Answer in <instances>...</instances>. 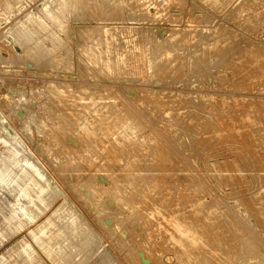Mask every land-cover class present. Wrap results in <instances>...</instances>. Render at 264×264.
Segmentation results:
<instances>
[{
    "label": "rangeland",
    "instance_id": "obj_1",
    "mask_svg": "<svg viewBox=\"0 0 264 264\" xmlns=\"http://www.w3.org/2000/svg\"><path fill=\"white\" fill-rule=\"evenodd\" d=\"M49 1L45 0V2H47V3ZM126 1L123 0V3H125V4L124 5L122 4V6H123V8H127V7L128 8L125 9L126 11L122 14V16H121L122 19L120 18L121 20L118 19L119 20L118 21L117 19L113 18L114 21H118V22L113 23V20L111 21L112 17H109L111 19H107V20L101 19V21L100 20L97 21V18H98L97 15L94 16L95 14H93L91 12V10H88V9L87 10L84 9V11H83V13L85 12L84 14L82 13V11H81V13L79 12L80 15L81 14H83V15L80 16L81 17L80 19H77V21L75 20L73 22L74 27L76 28V30L78 32L82 31L84 29H88V30L91 29L92 31L94 30L93 33H94L96 39L93 40L94 35H91V37L89 38V41H92V42H89V44H92L93 42H95V40L96 41L100 40V39L105 40L106 38H109L110 40L112 39L111 40L112 42H110V43H112V45L114 47L116 46L115 48L118 49V52L120 53V57L122 58V56H123V58H122L123 61L127 62V64H126V62L124 63V72H127V74H128V75L126 74L127 75L126 78L122 77L119 79L118 77L112 76V80L102 79V80L97 81V82H92V80L89 81V80H85V79L80 77L83 74L82 69H80V68H82L81 58H79V61H78L80 63V68H79L80 70H78V68H75V65H74L72 67V71L69 70L70 71L69 72L68 70H65L67 73L65 72V76H63V77L61 74H59L60 76L59 75L57 76V74L52 72V71L48 72L47 69H45V71H42L40 69L36 70V69H30L29 68V70H27L28 69L27 63L31 62V61H29L30 56L23 54L21 52V48L17 44H16V46H15V43L11 44V42H13V41H11V39L10 40L8 39L9 35L7 34L6 30H7V28L10 27V26L8 27V24L9 23L12 24V19L14 21L19 15H21L20 12L22 13V15H24L28 11L29 12L36 11L37 9H39L40 5L42 3H44V0H36V1L35 0H33V1L22 0L20 2L22 5L21 10L16 12V14H14L15 18L13 15L10 17V19H7L5 21L3 20V22L0 23V28L2 29V30L0 29V36H1L0 37L1 38L0 39V56H1L0 57V75H1L0 76V116L4 117L5 121L9 125H11L12 127L18 128L22 124V122H20V120L23 119V113H25L26 111L28 112L29 109L30 110L35 109L34 110L35 114L39 113V108L43 107L44 105L49 103V97H50L51 93H49L47 88L44 86L43 82L46 83L47 79L48 80L49 79H57L58 77L61 78V79L58 78L61 81H63L64 79L67 78V80L71 81L72 84H74L72 87H74V86L75 87L74 88L70 87V88L66 89L68 94H66V96L64 97L65 98L64 102L66 104L68 103L67 106H70L72 109H75L78 112L79 110L82 111V107L77 105V104L84 103V102L88 101V103L91 104L90 107H88L87 110H85V108H84V112L83 111L81 112L83 115L85 113H87L86 117H90V115H92L94 113L92 111L93 109L94 110H101V112L102 111L104 112L106 109L107 110L110 109L109 107L114 103L118 104V105H125L124 107H127L128 112L133 114V115L130 114L128 116V119H130V121L132 122V126H134V128L137 129V130L133 129V132H134L133 136L134 137L131 138L130 142L126 138H121L123 141L121 140L119 142H122L124 144H122V145L120 144L117 147H121L122 150L133 149L134 147L137 148L135 151H137V152L139 151L138 154L140 153V157H141L140 159H142V161L145 162V163H143L145 168L153 167L158 171L157 172L155 170L156 173H153L156 175L155 176L156 177L155 183L157 186L155 185L153 191L151 190V192H149V194L147 195L149 198L147 196L143 197L142 195H140L136 198V195H135L136 191L134 189H132L130 186H127V183H123L124 185L125 184L126 185H125V187H124V185L122 186V190H124V191L130 190L129 192L126 191L130 195L134 192L135 194L133 193L132 196H133V198L136 199V202L132 204V208H125V210H123L124 207L117 206V204L110 198H109L110 199L109 201H108V199L106 201H108V202L111 201L110 202L111 204L110 203L106 204V202L105 203L99 202L100 204H96L94 202L92 204V203H90L91 202L90 199H88L89 197H87V191L84 187L77 186L78 189H76V187L74 186L75 183L73 181H71L70 179H66L65 177L59 178V174L57 172H55V174H54V172H53L54 169L51 166L48 165L49 166L48 167V166H43V165L38 164L36 161H34V160H36L35 155L34 156L32 155V157H31V154L25 151V152H23L25 154L22 153V156H28L29 155L28 158L31 157V160H33L37 165H39L42 170L44 169L43 170L44 171V177L46 178V180L44 178L43 183L44 184L46 183L49 186V188H50L49 190H51L53 188V191H55V192L57 191L58 195L56 194L57 195L56 200L53 199L54 203L51 202V203H53L52 206H50L51 203H49L50 205L48 204V207H46V206H44V204H41L42 205L41 206L40 203H38V202H37V204L31 203L29 198H28L29 200L27 198H25V200L23 198H21V199L17 198L16 199V195L14 193L6 192L4 189L0 191V221L1 222L3 221V217L5 215H9L10 213H12V208H13V206H15V202L18 200H19L18 202H22V203L24 202L23 205L25 204L24 206L28 210L31 209L30 211L34 210L33 212H37L38 209L36 208V206H38V208L40 207L39 209H41V210L43 209V207L45 209L41 212L40 211L37 212L38 215L40 216V218H38L39 217L38 216L33 221H30V220H28V222L26 221L25 223L27 226L24 225V227L18 231L19 233L16 232L17 234L16 233L14 234L15 236H13V235H12V237H11V235L7 236L8 241H7V237L0 238V240L2 239L1 240L2 242H0V256L2 254H5V257L7 258L6 264L7 263L8 264H16V263L22 264L23 260H21L22 259L21 256L14 255V254L9 256V254L7 253V250L12 245L16 244L17 241L24 239V240L29 242L31 248L34 249V253H36L38 256L39 255L43 256V257L39 256V258H40L39 259L38 256L35 254V256H37V258L40 261H42L41 264H46V263L47 264H51V263L54 264L55 262H53L52 259H50L43 252V250L41 248H39L40 246L34 240L32 243V240H30V239H32V237L29 234V231L31 230V227L33 225L35 227V225L37 224L36 223L37 221L41 222V221H43V219H46L49 216L52 217V219L54 218L53 219L54 221H55V219H58L57 217H59V219H58L59 222H60V219L61 220L63 219L66 222L67 219H65V217H68L67 215L70 214V215L74 216V218H76V220L78 218L77 221H79L82 225L84 224V227H87V229L89 230L88 233L90 234V236H89L88 240H84L82 237H74L73 236L68 241L64 242L63 245H61V247L58 249L62 263L58 259L59 261L57 260L58 262H56L55 264H58V263L59 264H102V263L104 264V262H103L104 260L106 261L105 264L106 263L107 264H178L177 259L175 258V255H174L175 249H172L174 247L170 246V244H169L170 242L166 243L167 233L165 230L166 229L165 228L166 223L164 221V219H165L164 215H167L170 212H177L179 214H187L186 212L188 210H190V208H191L190 202L189 203H188V201H179L178 202V200H180V199L176 200V198H180V195H184L187 192L188 186L185 185L186 183L196 182L199 184L202 183L200 185V190H199V192H197V194H194L193 197L191 196L189 198V200H191V198L192 199L201 198L205 202V205H206V208L204 209L206 214H209L212 217H216L217 222L225 223L226 226L229 225L228 227L232 230L233 236L231 234H229V235H231V237L233 239L237 240L238 239L237 237L241 236L240 237L241 239L242 238L248 239V244L250 245V247H248V253H246V254L244 251L239 252V253H237V252L235 253V251L232 252L233 249L221 251L220 249H216V248L213 249L214 246H211L205 252L202 251V256L208 260V261L207 260H205V261L209 262L210 264H224V263L225 264H229V263L234 264V263H238V262L241 263L240 261H243L242 259H247L246 256H250V257H248V258H250V260L248 259V261H247V262H249V264H252V263L264 264V251H263L264 250V244H263L264 243V224H263L264 223V218H263L264 217V187H263L264 186V116L262 115V112L264 111V77L263 78L258 77V74L255 71L258 63L263 62L262 64L264 65V28H263L264 27L263 26L264 25V19H263L264 18V9H263L264 0H240L241 1V2L239 1L240 3H238L237 0H233L232 3L227 4L229 1L228 0L220 10L216 11V13H217L216 15H215L214 11L213 12L209 11L207 8L202 9L203 11L200 9H196V5H195V2L193 0H180V2L181 1L182 2L179 4V6H175L178 9L177 8L175 10L170 9L171 5L169 4L170 6L167 5V6H169L168 7L169 13L167 15L164 13V14H162V16L160 15L161 17L160 16L149 17L150 21L149 20L144 21V18H142V13L139 11H138L139 14L137 12L134 14L135 10L137 11L138 8L134 7L135 5H134L133 0H126ZM128 1H130V2H128ZM131 1L133 3H131ZM146 1H148L149 4L152 1L155 2V0H145L143 2H145L146 5H149L148 2H146ZM156 1H160V0H156ZM103 2H105V0H103ZM113 2H115V1L114 0H109V1L107 0V2H105V3L107 4V3H113ZM22 3H24V4H22ZM190 4H191V6H190ZM241 4H243V5H241ZM125 5H127V6H125ZM244 5H247V6L244 7ZM171 7H173V6H171ZM131 8H134V9L131 10ZM191 8H192V11L190 12ZM257 8H259V9L257 10ZM26 9H28V10L26 11ZM188 9H189V11H188ZM236 9L240 10V12L242 13L243 16H241V17L244 18L248 15V17L252 18L251 20H253V19L256 20V16H253L254 12L261 11V13L258 15V19L256 20V21H258L259 16L261 15L260 22H258L261 25L260 29L257 28L258 30L255 29V31H252L250 28H248L246 21H244L243 19L242 20L240 18H239L240 20H238V18L232 19L231 13H233V11H235ZM23 11H25V12H23ZM130 11H132V12L130 13ZM228 11H229V13H228ZM126 12H128L129 14ZM125 13L127 15H125ZM170 13H171V16H169ZM176 13L179 15H177ZM189 13H190V15H189ZM198 14H200V15H198ZM229 14L231 16H229ZM165 15L167 18L164 17ZM172 15L174 16V18H170V17H173ZM194 15H196V18ZM127 16H130V17L128 19H125ZM87 17H91V18H87ZM92 17L93 18L95 17V18L93 19ZM162 17H164V18H162ZM197 17H199V18L197 19ZM208 17H209V19H211V21L214 20L220 26V27L219 26L218 27L222 30V33H216V32L214 33V30H213L214 27H212V29H210L211 27L206 28V26H205L207 24L206 21H209ZM151 18H153L154 20L152 21ZM90 19H91V21H90ZM129 19H130V21L127 22ZM165 19H168V20L173 19V20H171V22H170L168 20L166 21ZM201 19L202 20L204 19L203 22L201 21ZM225 19H228V20L225 21ZM261 19H262V21H261ZM92 20L96 21V22H93ZM85 21H87V22H85ZM131 21L134 23H132ZM227 21H229V22H227ZM75 22H78V23L75 24ZM102 22H103V24H102ZM105 22H107V23H105ZM139 22H142V23H139ZM162 22H164V24H161ZM178 22L179 23L181 22L180 25H178ZM191 22L194 24H192ZM136 23H138V24H136ZM167 23H169V24H167ZM176 23H177V25H176ZM199 23H201V24H199ZM202 23L204 25H202ZM6 24H7V26H5ZM11 24H9V25H11ZM222 24H224V25H222ZM101 25L102 26L104 25V26L102 27ZM113 25H115V26H113ZM131 26H132V28H131ZM127 27H129V28H127ZM67 28L69 30L68 33L70 34V35L68 34V40L71 41L72 40L71 39L72 34H71L70 25H67ZM102 28L105 30V32L107 34L103 30H101ZM112 28H113V30H112ZM174 28H176V29L174 30ZM193 28H194V30H193ZM147 29L151 34L153 33L155 35V37H154V35L152 34L153 38L157 39V40L155 39L156 42L154 41V39L152 37H149V36H151V34L147 31ZM197 29L199 31H201V33L199 32L200 34L197 33L198 32ZM114 30H117V31H114ZM133 30L134 31L138 30V33L139 32L140 33L136 34ZM143 30H146L148 33L146 34V31H143ZM96 31H97V34H96ZM175 31L178 32V34ZM98 32L102 36L98 35ZM184 32L186 33V35L184 34ZM104 33H105V35H108L110 37L105 36ZM110 33H111V35H110ZM131 33H133V34H131ZM188 33H190V35ZM1 34H4V35H1ZM141 34H142V36H140ZM202 34H203V39H202ZM204 34H206L205 38H204V36H205ZM117 35L120 37V39L117 37ZM145 35H147V36L149 35V36L147 37ZM181 35H182V37H181ZM195 35H196V37H195ZM98 36H100V38ZM126 36L127 37L129 36L128 37L129 39ZM135 36L138 38V40L140 39L139 41H136L137 44L135 42V40L137 39ZM143 36L146 37L145 39H147V41L144 40ZM168 36H170V37H168ZM197 36H199V37H197ZM115 37H116V39H115ZM164 37H165V39H164ZM166 37H168V38H166ZM214 37L217 38V40H218V46L210 54L211 59H210L209 63L207 61L203 62L202 64L199 65V67H201L202 69L198 68L199 71L195 70V72H192V69L190 68V64L192 62L191 61L192 55H190V54H192V52L194 50H196L197 53H199L198 51H200V52L203 51V49L205 50L207 43ZM245 37H247L248 39H246ZM117 38L121 42L117 41L118 40ZM133 38H135V39H133ZM161 38L164 39L165 42L162 41ZM176 38L181 40L183 43ZM132 39L136 45L134 44ZM141 40H143V41H141ZM203 40L206 42V44ZM81 41L79 39V44L80 43H82V44H80V47H77L78 54H79L80 49L83 47V45H86V44L89 45L87 41L84 42L85 40L83 41L82 39H81ZM144 41L147 42V44ZM152 41H154L156 44L153 43ZM161 41H162V43H161L162 48H160L161 47L160 46ZM3 42L6 45H4ZM117 42L120 43V46ZM122 42H124L123 43L124 46L126 45L125 47L122 46ZM170 42L173 44H171ZM176 42H178V43H176ZM197 43H198V46H197ZM199 43H201L202 45ZM133 44L135 47L133 46ZM165 44H167L168 47L172 51L169 48H168L169 49L168 50L167 45H165ZM249 44H251V45H249ZM129 45H130V47H128ZM238 45H240V46L246 45V47H248V48L253 47V49H259L261 54L258 57V63L256 62L255 59H252L249 57H244L240 53H238V48H237ZM5 46H7V47H5ZM164 46L166 47V50L164 49ZM126 47H128V48H126ZM148 47H150V48L148 49ZM151 47H154V48L152 49ZM129 48L130 49L132 48V49L130 50ZM155 48L157 49V52H155L156 51ZM197 48H198V50H197ZM199 49H201V50H199ZM120 50H121V52H120ZM124 50L126 52H124ZM128 50H129V52H128ZM141 50H142V52H144L145 50H146L145 52H149L150 57H154L157 53L158 56H155L154 58L158 57L160 60L159 63L161 65V68L165 67V69H162V73L153 74L154 76L153 75L146 76V77H143V79H142V76H140L137 73V71L135 70L134 65H133V63H134L133 55L135 56ZM3 51H5V52H3ZM130 51H133V52H130ZM160 52H161V54H159ZM9 53L10 54L13 53V54L10 55ZM134 53H136V54H134ZM76 54H77V52H76ZM13 55H15V56H13ZM16 55L17 56L21 55V56L18 57L19 58L18 59ZM162 55H164V56H162ZM21 57H23L22 60H20ZM26 57H27V60H26ZM3 58L7 59L8 63L3 62L2 61ZM127 58H128V61H127ZM161 58L164 61H162ZM223 61H226V62H223ZM170 62H171V64H170ZM24 63H26V64H24ZM162 64H164L165 66ZM176 64L178 66H176ZM9 65H10V67L4 69V67H7ZM13 65H15V67H11ZM19 65H21V66H19ZM125 65L127 68L125 67ZM170 65L172 68L170 67ZM185 65L187 67L183 68ZM202 65L204 66V68ZM166 66H168V68ZM23 67L25 68V70ZM174 67L176 70L174 69ZM178 67H180V68H178ZM47 68L51 69L53 67H47ZM188 68H189V70H188ZM16 70L18 72H15ZM8 71L10 73H8ZM11 71H12V73H11ZM30 71H31V73H30ZM262 72L264 73V68H263ZM33 73L35 75H33ZM52 74L55 76H53ZM73 74H74V76H73ZM77 74H78V76H77ZM6 75L8 77L10 76L11 79H10V77L8 79V77H6ZM167 75H169V77ZM2 76H3V79H2ZM135 76H137V77H135ZM16 77H18V78H16ZM31 77H34V78H31ZM40 77L41 78L43 77V78L41 79ZM54 77H56V78H54ZM155 77L157 78L156 80L154 79ZM12 78H13V81H12ZM73 78H74V80H73ZM41 80H43V81H41ZM77 81H80V82L86 81V82H84L85 84L83 83L84 84L83 86H85L87 88L86 91L83 90V88H85V87L81 88L80 84H78ZM86 83H87V85H86ZM88 83H89V85H88ZM41 84H43V86ZM96 84H101V85H96ZM71 89L73 92L71 91ZM41 90H43V91H41ZM89 91L92 93H90ZM78 92L82 93V95L84 97H86L87 99L83 100V101H79V100L76 101L75 100L76 95H80ZM21 93L23 94L24 97L22 96ZM40 93H42V94H40ZM5 94H8L7 96H9V97L6 96L7 98H3V96ZM102 95L105 97H103ZM44 96H46V97H44ZM19 97H21V98L19 99ZM90 97L94 98L93 102L88 100V98H90ZM102 98H104V100ZM11 99H12V101H11ZM39 99H41V100L39 101ZM105 99H107V100H105ZM108 99H109V101H108ZM75 101H76V103H75ZM104 102H105V104H104ZM108 102H111V103H109V107H108ZM98 103L100 106L98 105ZM95 106H96V108H95ZM24 107H25V109H24ZM88 109L90 110V112ZM24 110H25V112H22ZM107 110L105 112H107ZM35 114H33V115H35ZM36 115H38V114H36ZM134 115L137 118H135ZM29 116H30V114H29ZM241 116H242V118H241ZM138 118H139V120H138ZM89 123H90L89 125L92 128H94V129L97 128V125L94 123V121H90ZM245 123H247V125ZM32 124L33 123L30 124L31 130H32L31 131V139L33 138L32 142L28 141L22 135L24 142L33 149L42 148V146H41L42 143L47 145V143H46L47 139L44 137V136H46V133L43 132V135H41L40 139H43V140H41L42 142L39 141L38 139H37L38 140L37 141L36 140V138H37L36 136H38L37 129ZM244 124H245V126H244ZM204 126H205V128H204ZM149 127H151V128H149ZM138 129H140V130H138ZM229 129L231 130V132ZM184 130H186V131H184ZM0 131L2 133L4 132L1 128V126H0ZM45 131L47 132L48 130H45ZM135 131H136V133H135ZM34 132H35V134H34ZM7 135L8 134H6V138H8V140H10L11 138L7 137ZM137 135L140 137H137ZM141 137H142V139L140 141ZM212 138L214 141L212 140ZM136 139H138V141ZM144 140H145V142H144ZM162 140H164V141H162ZM43 141H45V142H43ZM65 141L66 140H64V142ZM147 141L151 142V145H149V142H147ZM37 142L40 143L39 147H36ZM112 142L113 141H111V143ZM135 142L137 144H135ZM140 142H142L141 145H140ZM165 142H166V144H165ZM46 145H44V146H46ZM51 146L52 145H50V147ZM136 146H139V147H136ZM149 146H151V147H149ZM162 146H164V147H162ZM54 147L55 146L53 145L51 147L52 151L50 152V150H49L50 154L45 155L44 158L46 160L56 161V162H61L64 160L67 161L66 158H69L70 155L67 154L65 151H63L62 148L60 149V147L56 146L57 148L55 147L56 149H54ZM156 149H160V150L164 151L165 154L168 155L169 162H167L165 166H160L159 163L162 160H160V161L158 160V158H160V157H159V154L155 153ZM144 150L146 153L144 152ZM162 151H159V152L162 154ZM142 152H143V154H142ZM149 152H151V153H149ZM196 152H197V154H196ZM167 155H166V157H167ZM125 157H126V160L123 158L124 162L130 160L129 156H125ZM155 158H157V159H155ZM78 159L79 158H77L76 165H77L79 171L82 173L81 177L91 176L95 181H98L100 184H102L101 186L107 185L108 182L103 177H101L100 175L95 173L94 170L97 168V165H94L90 170H84V166L82 164V161L80 159L79 160ZM156 162H158V163H156ZM237 162H238V164H237ZM98 163L99 162H97L96 164H98ZM250 163H251L252 167L250 166ZM179 168H180V170H179ZM116 169L121 170V166L117 167ZM162 170H164V171H162ZM117 171H115V172H117ZM177 171L178 172L181 171L180 172L181 174L178 173ZM220 171L222 173H220ZM120 174H121V172H120ZM186 174H187V176H186ZM162 177H164V178H162ZM225 179H226V181H225ZM222 182H223V184H222ZM84 191L86 192V194ZM83 192H84V194H83ZM249 192H251V193H249ZM12 196H13V198H12ZM1 197H3V198H1ZM232 197H233V200L235 202L232 200ZM63 198H65V199H63ZM3 199H5L6 201ZM140 199H141V202H140ZM216 199L218 200V203H217ZM63 201L66 202L67 204H64ZM160 201H162V202H160ZM5 202H7V203H5ZM138 202H140V203H138ZM243 202L245 205L243 204ZM112 203H114V204H112ZM242 204H243V206H242ZM7 205H8V207H7ZM11 205H12V207H11ZM34 205H36V206H34ZM9 206H10V208H9ZM28 206H31V207L28 208ZM67 206H68V208H67ZM235 206H236V208H235ZM34 207L36 209H33ZM245 207H246V209H245ZM57 208L58 209L60 208V209L58 210ZM155 208H161V209H159V213H155L156 215L154 214L155 215L154 216L151 213L154 211ZM46 209H47V211H46ZM56 209L58 212L56 211ZM128 209H130V210H128ZM235 209L236 210L238 209V212ZM65 210L67 212H65ZM42 212H44V214ZM48 212H49V214H48ZM64 213H67V214H64ZM161 213H162V215H161ZM248 213H250V214H248ZM53 214H55L54 215L55 217L53 216ZM62 215H66V216L62 217ZM246 215L248 218L246 217ZM104 217L107 220L110 218V220L105 221ZM37 219H39V220H37ZM226 220H228V221H226ZM104 221H105V223H104ZM59 222H57V224ZM29 223H31V224L33 223L32 226ZM247 223L250 225H248ZM59 224L61 225V222ZM28 225H29V227H28ZM246 225L248 226V228ZM2 227L4 229V225L1 226V228ZM34 227H32V229H34ZM253 227H254V229H253ZM262 227H263V229H262ZM27 228H28V230H26ZM107 228H109V229L111 228L110 229L111 231ZM250 230H252L253 232ZM26 232H28V233L26 234ZM110 232H112V233H110ZM247 236H248V238H247ZM15 238H17V239H15ZM3 241L5 243L1 244V243H3ZM260 241H263V242L260 243ZM35 243L37 245H35ZM251 244L253 246H251ZM251 248L253 251L251 250ZM40 249H41V251H40ZM138 250H139V252H138ZM212 250H214V251H212ZM217 250H219V251L215 253V251H217ZM39 251H40V253H39ZM134 251L136 252L135 253L136 255L138 254L137 256L134 254ZM41 252L43 253L42 255H41ZM258 252H260V254ZM206 253H209V254H206ZM234 254H235V256H234ZM44 255L47 256L49 259L47 257H45ZM133 256H136L137 259L134 260ZM237 256L240 257L239 260L237 258L238 262L235 260ZM18 257H20V258H18ZM231 257H233V258H231ZM241 257H243V258H241ZM257 257H259L260 260H258ZM210 258H211V260H210ZM221 258H222V260H220ZM45 259H48V262H45L46 261ZM153 259H155V260H153ZM232 259H234V260H232ZM252 259H254V260H252ZM39 260H38V262H40ZM24 262L25 263H23V264H26V263L32 264L28 261H24ZM242 264H245V263H242Z\"/></svg>",
    "mask_w": 264,
    "mask_h": 264
},
{
    "label": "bare ground",
    "instance_id": "obj_2",
    "mask_svg": "<svg viewBox=\"0 0 264 264\" xmlns=\"http://www.w3.org/2000/svg\"><path fill=\"white\" fill-rule=\"evenodd\" d=\"M22 0H0V23L3 22V20H7L10 19L11 16H13L14 14H16V12L21 10V2ZM33 1V0H31ZM36 1V0H35ZM49 1V0H48ZM109 1V0H108ZM115 2L113 3H105L107 2V0H105V2H103V0H50L48 3L45 2L42 3L39 7V9H37L36 11H31V12H26L24 15H22V13L20 12L21 15H19L14 21L12 19V24L9 25L6 32L9 35L8 39L15 43L21 48V52L27 56H30V60L31 62L27 63L28 69H40L42 71H45V69H47V71H52L54 73L57 74V76L59 74L63 76H65V70H71L72 71V67L75 65V68H78V70L82 69L83 74L80 76L81 78L85 79V80H89L92 82H97L100 81L102 79H106V80H112V76L114 77H118L120 78H126L127 77V72H124V63L126 61H123V56L122 58L120 57V53L118 52V49L115 48L112 42L109 38H106L105 40H95V42H93L92 44H89V38L91 37V35H94L93 31L91 29H84L81 30L82 31H77L76 28L74 27V21L77 19H80L81 15H83V11L85 10H91V12L93 14H95L94 16L97 15V21L101 19H111L109 17H112L111 21L113 20V18L115 19H120L122 14L126 11L125 9L127 8H123L122 4L124 5L125 3H123V0H114ZM126 1V0H125ZM145 0H133L134 2V7L138 8L137 11L135 10L134 14L138 11L142 13V18H144V21H148L149 17H157V16H162V14H168V7L171 5L173 7L170 6V9L175 10L177 7L175 6H179V4L182 2H180V0H160V1H156L155 2H151L149 5H146L145 2H143ZM195 2L196 5V9H208L209 11H214L215 15L217 14L216 11L220 10L225 3L228 0H193ZM240 0H237L238 3ZM39 2V1H38ZM127 2V1H126ZM130 2V1H128ZM131 1V3H133ZM233 0H229L227 4L232 3ZM247 2V1H246ZM251 2V1H250ZM33 3V2H32ZM121 3V4H120ZM130 3V4H131ZM252 3V2H251ZM254 3V2H253ZM259 3V2H258ZM24 4V3H22ZM34 4V3H33ZM128 4V3H127ZM129 4V5H130ZM170 4V5H169ZM260 4V3H259ZM169 5V6H167ZM239 5V4H238ZM243 5V4H241ZM263 5V4H262ZM36 6V5H35ZM34 6V7H35ZM127 6V5H125ZM187 6V5H186ZM191 6V4H190ZM193 6V5H192ZM234 6V5H233ZM247 5H244V7ZM256 6V5H255ZM254 6V7H255ZM31 7V6H30ZM259 7V6H258ZM27 8V7H26ZM135 8V9H136ZM190 8V7H189ZM228 8V7H227ZM232 8V7H231ZM242 8V7H241ZM30 9V8H29ZM35 9V8H34ZM134 8H131V10ZM178 9V8H177ZM259 8H257L258 10ZM263 9H264V5H263ZM24 10V9H23ZM28 9H26L27 11ZM181 10V9H180ZM255 10V9H254ZM262 10V9H261ZM81 14L80 15V13ZM128 11V10H127ZM189 11V9H188ZM192 11V8L190 10V12ZM194 11V10H193ZM196 11V10H195ZM203 11V10H202ZM230 11V10H229ZM228 11V13H229ZM25 12V11H23ZM80 12V13H79ZM129 12V11H128ZM126 12V13H128ZM132 11H130L131 13ZM167 12V13H166ZM78 13V14H77ZM125 13V15H127ZM173 13V12H172ZM194 13V12H193ZM196 13V12H195ZM231 13V12H230ZM261 13V11H256L253 13V16H256V20L258 19V15ZM90 14V13H89ZM129 14V13H128ZM133 14V13H132ZM139 14V13H138ZM174 14V13H173ZM177 14V13H176ZM175 14V15H176ZM87 15V14H86ZM91 15V14H90ZM137 15V14H136ZM166 15L164 16L165 18ZM179 15V14H177ZM176 15V16H177ZM190 15V13H189ZM188 15V16H189ZM200 15V14H198ZM209 15V14H208ZM226 15V14H225ZM232 15V19H236L238 18V20H244L247 23L248 28H250L252 31H255V29L261 27V25L258 23L260 22V17L259 16V20H251V17H248V15L246 17H241L243 16L242 13L240 12V10L236 9L235 11H233V13H231ZM229 14V16H231ZM92 16V15H91ZM160 16V17H161ZM169 16H171V13L169 14ZM173 16V15H172ZM175 16V17H176ZM196 18V15H194ZM204 16V15H203ZM202 16V17H203ZM210 16V15H209ZM252 16V17H253ZM130 16H127L125 19H128ZM133 17V16H132ZM162 17V18H164ZM182 17V16H181ZM228 17V16H227ZM13 18V17H12ZM15 18V15H14ZM87 18H91V17H87ZM93 18V17H92ZM95 18V17H94ZM93 18V19H94ZM170 18H174L170 17ZM183 18V17H182ZM181 18V19H182ZM194 18V19H195ZM199 17H197L198 19ZM205 18V17H204ZM207 18V17H206ZM240 18V19H239ZM122 19V18H121ZM120 19V20H121ZM140 19V18H139ZM152 21L154 20L153 18H151ZM190 19V18H189ZM196 19V20H197ZM209 19V17H208ZM213 19V18H212ZM264 19V18H263ZM133 20V19H132ZM159 20V19H158ZM162 20V19H161ZM160 20V21H161ZM166 21L168 19H165ZM164 20V21H165ZM173 20V19H171ZM171 20L169 19L168 21L171 22ZM175 20V19H174ZM204 20V19H203ZM203 20L201 19V21L203 22ZM206 20V19H205ZM228 19H225V21ZM91 21V19H90ZM93 21V20H92ZM110 21V20H109ZM119 21V20H118ZM118 21H114L118 22ZM127 21V20H126ZM130 19L127 21L129 22ZM136 21V20H135ZM150 21V20H149ZM156 21V20H155ZM165 21V22H166ZM181 21V20H180ZM192 21V20H191ZM194 21V20H193ZM256 21V22H255ZM262 21V19H261ZM10 22V21H9ZM80 22V21H79ZM87 22V21H85ZM96 22V21H93ZM132 22V21H131ZM177 22V21H176ZM189 22V21H188ZM195 22V21H194ZM223 22V21H222ZM229 22V21H227ZM7 23V22H6ZM78 22H75V24H77ZM81 23V22H80ZM107 23V22H105ZM112 23V22H111ZM112 23V24H113ZM120 23V22H119ZM125 23V22H124ZM134 23V22H132ZM142 23V22H139ZM144 23V22H143ZM160 23V22H159ZM181 23V22H180ZM180 23L178 22V25H180ZM190 23V22H189ZM192 23V22H191ZM206 28L211 27L210 29H212V27H214V33H222V30L219 28L220 26L211 19H209V21H206ZM103 24V22H102ZM138 24V23H136ZM161 24H164V22H162ZM169 24V23H167ZM188 24V23H187ZM194 24V23H192ZM201 24V23H199ZM225 24V23H224ZM222 24V25H224ZM67 25H70L71 27V41L68 40V28ZM99 25V24H98ZM105 25V24H104ZM103 25V26H104ZM177 25V23H176ZM202 25H204L202 23ZM7 26V24L5 25ZM89 26V25H88ZM87 26V27H88ZM102 26V25H101ZM102 26V27H103ZM115 26V25H113ZM128 26V25H127ZM175 26V25H174ZM189 26V25H188ZM194 26V25H193ZM204 26V27H205ZM219 26V27H218ZM264 26V25H263ZM2 27V26H1ZM4 27V26H3ZM90 27V26H89ZM121 27V26H120ZM123 27V26H122ZM125 27V26H124ZM136 27V26H135ZM134 27V28H135ZM203 27V28H204ZM222 27V26H221ZM129 28V27H127ZM132 28V26H131ZM139 28V27H138ZM137 28V29H138ZM145 28V27H144ZM177 28V27H176ZM174 28V30L176 29ZM264 28V27H263ZM262 28V29H263ZM1 29V28H0ZM94 29V28H93ZM96 29V28H95ZM115 29V28H114ZM123 29V28H122ZM199 29V28H198ZM197 29V30H198ZM201 29V28H200ZM2 30V29H1ZM97 30V29H96ZM99 30V29H98ZM101 30H103L105 32V30L102 28ZM100 30V31H101ZM108 30V29H107ZM111 30V29H110ZM109 30V31H110ZM113 30V28H112ZM127 30V29H126ZM132 30V29H131ZM140 30V29H139ZM188 30V29H187ZM194 30V28H193ZM258 30V29H257ZM102 31V32H103ZM117 31V30H114ZM113 31V32H114ZM120 31V30H119ZM123 31V30H122ZM130 31V30H129ZM134 31V30H133ZM141 31V30H140ZM146 31V30H143ZM148 31V29H147ZM146 31V34L149 32ZM185 31V30H184ZM192 31V30H191ZM203 31V30H202ZM206 31V30H205ZM204 31V32H205ZM208 31V30H207ZM211 31V30H210ZM111 32V31H110ZM112 32V33H113ZM121 32V31H120ZM126 32V31H125ZM128 32V31H127ZM136 34L138 33V30L134 31ZM176 32V31H175ZM190 32V31H189ZM196 32V31H195ZM201 33V31L198 30L197 33ZM209 32V31H208ZM213 32V31H212ZM3 33V32H2ZM106 33V32H105ZM104 33V35H105ZM116 33V32H115ZM123 33V32H122ZM129 33V32H128ZM140 33V32H139ZM138 33V34H139ZM143 33V32H142ZM150 33V32H149ZM178 34V32H176ZM199 33V34H200ZM203 33V32H202ZM210 33V32H209ZM252 33V32H251ZM97 34V31H96ZM107 34V33H106ZM114 34V33H113ZM112 34V35H113ZM117 34V33H116ZM127 34V33H126ZM130 34V33H129ZM133 34V33H131ZM151 34V33H150ZM153 34V33H152ZM151 34V36L153 38V35ZM184 34L186 35V33L184 32ZM190 35V33H188ZM187 34V35H188ZM198 34V35H199ZM254 34V33H253ZM252 34V35H253ZM4 35V34H1ZM70 35V34H69ZM78 35V36H77ZM98 35L99 34L98 32ZM111 35V33H110ZM180 35V34H179ZM197 35V34H196ZM195 35V37H196ZM204 38L206 37V34H204ZM102 36V35H101ZM108 36V35H105ZM125 36V35H124ZM137 36V35H136ZM135 36V37H136ZM139 36V35H138ZM142 36V34L140 35ZM147 36V35H145ZM147 36V37H148ZM160 36V35H159ZM193 36V35H192ZM1 37V36H0ZM82 37V38H81ZM93 40L96 39L95 35L93 36ZM100 38V36H98ZM104 37V36H103ZM110 37V36H108ZM114 37V36H113ZM117 37L120 39V37L117 35ZM127 37V36H126ZM129 37V36H128ZM127 37V38H128ZM132 37V36H131ZM144 37V36H143ZM155 37V35H154ZM170 37V36H168ZM166 37V38H168ZM172 37V36H171ZM182 37V35H181ZM190 37V36H189ZM199 37V36H197ZM98 38V39H99ZM117 38V39H118ZM137 38V37H136ZM146 37H144V40L147 41V39H145ZM160 38V37H159ZM246 39H248L247 37H245ZM1 39V38H0ZM79 39L81 41V39L84 42H88L89 45H83V47L80 49L79 54H78V50L77 47H80V43L79 44ZM116 39V37H115ZM119 39L117 41H119ZM129 39V38H128ZM131 39V38H130ZM135 39V38H133ZM132 39V41H133ZM151 39V38H150ZM149 39V40H150ZM154 39V38H153ZM156 39V38H155ZM154 39V41H155ZM165 39V37H164ZM161 38L162 41L165 42V40ZM178 39V38H176ZM191 39V38H190ZM202 39H203V34H202ZM92 40V39H91ZM114 40V39H113ZM122 40V39H121ZM140 40V39H139ZM138 38L135 40L139 41ZM157 40V39H156ZM173 40V39H172ZM179 40V39H178ZM177 40V41H178ZM7 41V40H6ZM143 41V40H141ZM144 41V42H145ZM154 41H152L153 43H155ZM160 41V40H159ZM162 41L160 42V44L162 43ZM181 41V40H179ZM178 41V42H179ZM204 41V40H203ZM207 41V40H206ZM82 42V41H81ZM114 42V41H113ZM116 42V41H115ZM121 42V41H119ZM134 42V41H133ZM134 42V44H135ZM143 42V43H144ZM173 42V41H172ZM176 42V43H178ZM182 42V41H181ZM190 42V41H189ZM205 42V41H204ZM4 43V42H3ZM118 43V42H117ZM124 42H122V46ZM147 44V42H145ZM158 43V42H157ZM167 43V42H166ZM171 43V42H170ZM183 43V42H182ZM120 46V43H118ZM133 44V46H134ZM137 44V42H136ZM135 44V45H136ZM145 44V45H146ZM152 44V43H151ZM156 44V43H155ZM159 44V45H160ZM168 44V43H167ZM165 44V45H167ZM173 44V43H171ZM189 44V43H188ZM201 44V43H199ZM206 44V42H205ZM4 45H6L4 43ZM8 45V44H7ZM128 45V44H127ZM153 45V44H152ZM158 45V44H157ZM202 45V44H201ZM251 45V44H249ZM126 46V45H125ZM124 46V47H125ZM132 46V45H131ZM148 46V45H147ZM162 48V44L160 45ZM198 46V43H197ZM200 46V45H199ZM218 46V40L217 38H212L206 46V49L203 51H198L199 53H197L196 50H194L192 52V58H191V64H190V68L192 69V72H195V70L199 71L198 68L200 69L201 67H199L200 64H202L203 62L207 61L209 63L210 61V54L212 53V51H214V49H216ZM257 46V45H256ZM7 47V46H5ZM4 47V48H5ZM118 47V46H117ZM130 47V45L128 46ZM126 47V48H128ZM135 47V46H134ZM146 47V46H145ZM3 48V47H2ZM122 48V47H121ZM120 48V49H121ZM143 48V47H142ZM150 47H148L149 49ZM152 49L154 47H151ZM158 48V47H157ZM168 45H167V49H168ZM200 48V47H199ZM238 53H240L242 56L244 57H249L252 59H255L256 62L258 63V57L260 56L261 52L259 49H253V47H246L245 46H240L238 45ZM12 49V48H11ZM124 49V48H123ZM130 49V48H129ZM132 49V48H131ZM130 49V50H131ZM134 49V48H133ZM138 49V48H137ZM156 49V48H155ZM164 49L166 50V47L164 46ZM170 49V48H169ZM168 49V50H169ZM4 50V49H3ZM13 50V49H12ZM20 50V49H19ZM127 50V49H126ZM136 50V49H135ZM147 50V49H146ZM145 50V51H146ZM151 50V49H150ZM171 50V49H170ZM198 50V48H197ZM201 50V49H199ZM8 51V50H7ZM142 52L139 51L138 54H136L135 56L133 55V59H134V68L137 71V73L143 77L146 76H150L153 74H160L162 73V69L161 65L159 63V58L155 56H158L157 53L154 57H150L149 56V52ZM148 51V50H147ZM155 51V50H154ZM172 51V50H171ZM5 52V51H3ZM20 52V53H21ZM77 52V54H76ZM121 52V50H120ZM124 52H126L124 50ZM129 52V50H128ZM133 52V51H130ZM138 52V51H137ZM153 52V51H152ZM157 52V49L156 51ZM169 52V51H168ZM148 53V54H147ZM166 53V52H165ZM8 54V53H7ZM10 54V53H9ZM13 54V53H11ZM10 54V55H11ZM124 54V53H123ZM133 54V53H132ZM155 54V53H154ZM161 54V52L159 53ZM15 56V55H13ZM12 56V57H13ZM17 56V55H16ZM21 56V55H20ZM20 56H17L20 57ZM153 56V55H152ZM164 56V55H162ZM189 56V55H188ZM1 57V56H0ZM125 57V56H124ZM132 57V56H131ZM23 57H21L20 60H22ZM79 58H81V62H82V68H80V63ZM154 58V59H153ZM261 58V57H260ZM9 59V58H8ZM16 59V58H15ZM19 59V58H18ZM174 59V58H173ZM27 60V57H26ZM125 60V59H124ZM157 60V61H156ZM162 60V58H161ZM3 62L8 63L7 59L2 60ZM128 61V58H127ZM164 61V60H162ZM166 61V60H165ZM170 61V60H169ZM188 61V60H187ZM261 61V60H260ZM131 62V61H130ZM174 62V61H173ZM186 62V61H185ZM189 62V61H188ZM226 62V61H223ZM21 63V62H20ZM24 63V64H26ZM182 63V62H181ZM180 63V64H181ZM263 63V62H262ZM262 63H258V65L256 66V73L258 74V77L263 78L264 77V73L263 68L264 65ZM127 64V62H126ZM171 64V62H170ZM187 64V63H186ZM189 64V63H188ZM225 64V63H224ZM22 65V64H21ZM19 65V66H21ZM132 65V66H133ZM164 65V64H162ZM208 65V64H207ZM26 66V65H25ZM30 66V67H29ZM165 66V65H164ZM176 66H178L176 64ZM203 66V65H202ZM206 66V65H205ZM10 67H4L8 68ZM11 67H15V65L11 66ZM17 67V66H16ZM47 67H53V68H47ZM126 67V65H125ZM129 67V66H128ZM168 68V66H166ZM171 67V65H170ZM187 67L186 65L183 67L185 68ZM24 68V67H23ZM80 68V69H79ZM127 68V67H126ZM130 68V67H129ZM128 68V69H129ZM172 68V67H171ZM180 68V67H178ZM204 68V66H203ZM131 69V68H130ZM175 69V67H174ZM190 69V70H191ZM202 69V68H201ZM3 70V69H2ZM25 70V68H24ZM26 70V71H27ZM134 70V71H135ZM170 70V69H169ZM173 70V69H172ZM176 70V69H175ZM180 70V69H179ZM189 70V68H188ZM13 71V70H12ZM11 71V73H12ZM22 71V70H21ZM131 71V70H130ZM15 72H18L17 70ZM70 72V71H69ZM68 72V73H69ZM79 72V71H78ZM132 72V71H131ZM166 72V71H165ZM174 72V71H173ZM4 73V72H3ZM8 73H10L8 71ZM21 73V72H20ZM26 73V72H25ZM31 73V71H30ZM67 73V72H66ZM81 73V72H80ZM167 73V72H166ZM180 73V72H179ZM14 74V73H13ZM18 74V73H17ZM48 74V73H47ZM127 74V75H126ZM169 74V73H168ZM33 75H35L33 73ZM49 75V74H48ZM53 75V74H52ZM131 75V74H130ZM1 76V75H0ZM55 76V75H53ZM60 76V75H59ZM74 76V74H73ZM78 76V74H77ZM132 76V75H131ZM134 76V75H133ZM139 76V77H140ZM154 76V75H153ZM169 77V75H167ZM171 76V75H170ZM6 77H8L6 75ZM5 77V78H6ZM10 77V76H9ZM8 77V79H9ZM15 77V76H14ZM36 77V76H35ZM69 77V76H68ZM137 77V76H135ZM152 77V76H151ZM166 77V76H165ZM18 78V77H16ZM34 78V77H31ZM41 78V77H40ZM43 78V77H42ZM41 78V79H42ZM56 78V77H54ZM59 78V77H58ZM47 79L46 83L43 82L44 86L47 88V90L49 91V93H51L50 97H49V103L44 105L43 107L39 108V113H36L38 115L35 114V109L34 110H28V112L25 110L22 112L23 113V119L20 120V122H22V124L18 127V128H14L11 125H9L4 117L0 116V126L2 128V130L4 131L3 133L0 131V191L1 190H5L6 192H11L14 193L16 195V199L17 198H23L25 200V198H29L30 202L33 204H37L40 203L44 204V206L48 207V204L53 202L56 198H57V191H53V188L51 190H49V186L45 183H43V179L44 177V169L42 170L41 167L39 165H37L34 161H36L38 164L43 165V166H51L54 169V174L55 172H57L59 174V178L65 177L66 179H70L71 181H73L75 184L74 186L77 188V186H81L84 187L87 191V197H89L88 199H90V203H96V204H100V203H110L108 202L110 199H112L117 206H122L124 207L123 210H125V208H132V204L136 202V199L133 198L132 193L131 195L129 193H127L126 191L122 190V186L124 185L123 183H127V186H130L132 189H134L136 192V198L140 195L147 196L149 194V192H151V190L153 191L154 186L156 185L155 180H156V175L153 173L155 172V168L150 167V168H145L144 164L145 162L142 161V159H140V153L138 154L137 151H135L137 148H133V149H126V150H122L121 147H117L120 144H124L121 141V138H126L129 142L131 140L133 136V129L134 126H132V122L130 121V119H128V116L132 113H129L127 110V107H124L125 105H118V104H112L109 107V103L108 102V107L110 109H106L107 112H101V110H92L94 113L92 115H90V117H86L85 113L84 115L81 113L82 111L84 112V108L85 110H87L88 107H90L91 104L87 102L84 103H80L77 104L79 106L82 107V111H76L75 109H72L70 106H67V104L64 102V97L66 96L67 90L68 88L72 87L74 84H72L71 81L66 79H62L63 81L59 80V79ZM3 79V76H2ZM11 79V77H10ZM15 79V78H14ZM38 79V78H37ZM36 79V80H37ZM76 79V78H75ZM128 79V78H127ZM139 79V78H138ZM152 79V78H151ZM150 79V80H151ZM155 80L157 79L156 77L154 78ZM162 79V78H161ZM45 80V79H44ZM74 80V78H73ZM72 80V81H73ZM149 80V79H148ZM160 80V79H159ZM4 81V80H3ZM8 81V80H7ZM13 81V78H12ZM43 81V80H41ZM86 81L80 82L77 81L78 84H80L81 88L85 87L83 86ZM88 82V81H87ZM158 82V81H157ZM84 83V84H83ZM43 84H41L43 86ZM76 84V83H75ZM87 85V83H86ZM89 85V83H88ZM96 85H101V84H96ZM75 87V86H74ZM72 87V88H74ZM104 87V86H103ZM35 88V87H34ZM9 89V88H8ZM79 89V88H78ZM86 87L83 88L84 91H86ZM95 89V88H94ZM76 90V89H75ZM80 90V89H79ZM78 90V91H79ZM43 91V90H41ZM70 91V90H69ZM72 91V89H71ZM92 91V90H91ZM100 91V90H99ZM46 92V91H45ZM73 92V91H72ZM76 92V91H75ZM90 92V91H89ZM77 93V92H76ZM80 95H76L75 100H79V101H83L86 100L87 98L84 97L82 95V93L78 92ZM92 93V92H90ZM107 93V92H106ZM22 94V93H21ZM42 94V93H40ZM72 94V93H71ZM8 94H5L3 96V98H7L9 96H7ZM20 95V94H19ZM39 95V94H38ZM48 95V94H47ZM90 95V94H89ZM7 96V97H6ZM23 96V94H22ZM21 96V97H22ZM71 96V95H70ZM75 96V95H74ZM88 96V95H87ZM97 96V95H96ZM95 96V97H96ZM100 96V95H99ZM103 96V95H102ZM101 96V97H102ZM19 97V99L21 98ZM24 97V96H23ZM39 97V96H38ZM46 97V96H44ZM105 97V96H103ZM107 97V96H106ZM35 98V97H34ZM74 98V97H73ZM110 98V97H109ZM104 100V98H102ZM119 99V98H118ZM24 100V99H23ZM28 100V99H27ZM41 99H39L40 101ZM67 100V99H66ZM88 100L90 101H94V98L90 97L88 98ZM107 100V99H105ZM115 100V99H114ZM8 101V100H7ZM6 101V102H7ZM12 101V99H11ZM75 101V103H76ZM100 101V100H99ZM109 101V99H108ZM69 102V101H68ZM96 102V101H95ZM122 102V101H121ZM4 103V102H3ZM10 103V102H9ZM34 103V102H33ZM6 104V103H5ZM95 104V103H94ZM103 104V103H102ZM105 104V102H104ZM4 105V104H3ZM37 105V104H36ZM70 105V104H69ZM72 105V104H71ZM93 105V104H92ZM99 105V103H98ZM158 105V104H157ZM6 106V105H5ZM76 106V105H75ZM100 106V105H99ZM103 106V105H102ZM78 107V106H77ZM76 107V108H77ZM93 107V106H92ZM105 107V106H104ZM96 108V106H95ZM25 109V107H24ZM90 109V108H89ZM88 109V110H89ZM99 109V108H98ZM101 109V108H100ZM23 110V109H22ZM90 112V110H89ZM131 112V111H130ZM152 113V112H151ZM30 114V116H29ZM35 114V115H33ZM82 114V115H81ZM89 114V113H88ZM136 114V113H135ZM32 115V116H31ZM133 115V114H132ZM165 115V114H164ZM171 115V114H170ZM262 115L264 116V111L262 112ZM88 116V115H87ZM168 116V115H167ZM135 117V115H134ZM140 117V116H139ZM244 117V116H243ZM133 118V117H132ZM137 118V117H135ZM193 118V117H192ZM195 118V117H194ZM242 118V116H241ZM251 118V117H250ZM263 118V117H262ZM143 119V118H142ZM133 120V119H132ZM139 120V118H138ZM195 120V119H194ZM255 120V119H254ZM90 121H94V123L97 125V128L94 129L92 128L89 124ZM137 121V120H136ZM144 121V120H143ZM168 121V120H167ZM135 122V121H134ZM146 122V121H145ZM169 122V121H168ZM33 123L32 125L35 126V128L37 129V133L38 136H36V140L38 139L39 141L43 140L40 139L41 135H43V132L46 133V136H44L46 139V144L42 143V148H36L33 149L31 148L29 145H27L24 142V139L22 137V135L28 140L32 142L31 139V126L30 124ZM93 123V124H94ZM137 123V122H136ZM167 123V122H166ZM143 124V123H142ZM247 125V123H245ZM244 124V126H245ZM136 125V124H135ZM170 125V124H169ZM137 126V125H136ZM186 126V125H185ZM200 127V126H199ZM215 127V126H214ZM139 128V127H138ZM151 128V127H149ZM167 128V127H166ZM203 128V127H202ZM205 128V126H204ZM216 128V127H215ZM34 129V128H33ZM144 129V128H143ZM45 130H48L47 132ZM137 130V129H136ZM140 130V129H138ZM149 130V129H148ZM230 130V129H229ZM152 131V130H151ZM186 131V130H184ZM145 132V131H144ZM196 132V131H195ZM194 132V133H195ZM231 132V130H230ZM2 133V134H1ZM136 133V131H135ZM140 133V132H139ZM138 133V134H139ZM148 133V132H147ZM153 133V132H152ZM6 134L7 137L11 138L10 140H8V138H6ZM35 134V132H34ZM189 134V133H188ZM135 135V134H134ZM182 135V134H181ZM196 135V134H195ZM230 135V134H229ZM142 136V135H141ZM144 136V135H143ZM184 136V135H183ZM198 136V135H197ZM237 136V135H236ZM33 137V136H32ZM137 137H140L137 135ZM226 137V136H225ZM238 137V136H237ZM147 138V137H146ZM151 138V137H150ZM160 138V137H159ZM193 138V137H192ZM216 138V137H215ZM231 138V137H230ZM25 139V140H26ZM134 139V138H133ZM132 139V140H133ZM142 137L140 138L141 141ZM162 139V138H161ZM195 139V138H194ZM193 139V140H194ZM202 139V138H201ZM204 139V138H203ZM37 140V141H38ZM64 140H66L64 142ZM138 141V139H136ZM146 140V139H145ZM144 140V142H145ZM189 140V139H188ZM191 140V139H190ZM213 140V138H212ZM223 140V139H222ZM111 141H113L111 143ZM123 141V140H122ZM135 141V140H134ZM133 141V142H134ZM136 141V142H137ZM143 141V140H142ZM164 141V140H162ZM214 141V140H213ZM42 142V141H41ZM45 142V141H43ZM115 142V143H114ZM128 142V143H129ZM135 142V144H137ZM149 142V141H147ZM191 142V141H190ZM195 142V141H194ZM28 143V142H27ZM142 142H140L141 145ZM153 143V142H152ZM40 143L37 142L36 143V147H39ZM49 144V145H48ZM133 144V143H132ZM131 144V145H132ZM166 144V142H165ZM46 145V146H44ZM50 145H54L55 147H60V149L62 148L63 151H65L67 154H69V158H66L67 161H61V162H56V161H49L46 160L44 157L45 155H49L51 150ZM109 145V146H108ZM139 145V144H138ZM139 145V146H140ZM149 145H151V142H149ZM156 145V144H155ZM45 148H44V147ZM125 146V145H124ZM136 146V147H139ZM146 146V145H145ZM159 146V145H158ZM54 147V149H56ZM129 147V146H128ZM151 147V146H149ZM164 147V146H162ZM167 147V146H166ZM191 147V146H190ZM144 148V147H143ZM124 149V148H123ZM142 149V148H141ZM145 149V148H144ZM191 149V148H190ZM50 150V152H49ZM28 152L34 156L35 155V159L36 160H31V157L28 158V156H22L23 152ZM162 151L160 149H156V154H159L158 160H162L159 164L160 166H165L167 162H169V158L168 155L165 154L164 151H162V154L159 152ZM193 151V150H192ZM141 152V151H140ZM145 152V150H144ZM247 152V151H246ZM146 153V152H145ZM151 153V152H149ZM25 154V153H23ZM65 154V153H64ZM143 154V152H142ZM141 154V155H142ZM155 154V155H156ZM197 154V152H196ZM167 155V157H166ZM125 156H129V161H125L126 157ZM199 156V155H198ZM151 157V156H150ZM201 157V156H200ZM34 158V157H33ZM77 158H79L82 161V164L84 166V170H90L94 165H97V168L94 170L96 174L100 175L101 177H103L108 183L105 186H101L102 184H100L98 181H95L91 176L88 177H81V172L79 171L76 162H77ZM124 158V159H123ZM147 158V157H146ZM78 159V160H79ZM150 159V158H149ZM157 159V158H155ZM205 160V159H204ZM203 161V160H202ZM206 161V160H205ZM204 161V162H205ZM97 162H99L98 164H96ZM149 162V161H148ZM158 163V162H156ZM155 163V164H156ZM207 163V162H206ZM216 163V162H215ZM233 163V162H232ZM147 164V163H146ZM169 164V163H168ZM238 164V162H237ZM216 165V164H215ZM218 165V164H217ZM48 166V167H49ZM121 166V170L120 169H116L117 167ZM153 166V165H152ZM240 166V165H239ZM250 166L252 167L251 163ZM116 167V168H115ZM174 167V166H173ZM176 167V166H175ZM214 169V168H213ZM218 169V168H217ZM118 170V171H117ZM178 170V169H177ZM180 170V168H179ZM223 170V169H222ZM230 170V169H229ZM117 171V172H115ZM157 171V170H156ZM164 171V170H162ZM237 171V170H236ZM121 172V174H120ZM158 172V171H157ZM178 172V171H177ZM181 171H179L178 173H180ZM184 173V172H183ZM220 173H222L220 171ZM57 174V175H58ZM167 174V173H166ZM181 174V173H180ZM214 174V173H213ZM228 174V173H227ZM162 175V174H161ZM212 175V174H211ZM221 175V174H220ZM187 176V174H186ZM164 178V177H162ZM159 179V178H158ZM188 179V178H187ZM46 180V178H45ZM44 180V181H45ZM160 180V179H159ZM192 180V179H191ZM214 180V179H213ZM219 180V179H218ZM222 180V179H221ZM196 181V180H195ZM217 181V180H216ZM226 181V179H225ZM202 182V181H201ZM48 183V182H47ZM202 184V183H201ZM199 183L196 182H192V183H186L185 185L188 186L187 192L184 195H180V198H176V200L179 201H188V203L190 202V210H188L186 213L187 214H179L177 212H170L165 216V225H166V243H169L171 247H174L172 249L174 250V255L175 258L177 259V263L178 264H210L209 262H206L205 260H207L206 258H204L202 256V251H206L208 248H210L211 246H214V248L216 249H220L222 250H228V249H233L232 252L235 251V253H239V252H245L248 253V247H250V245L248 244V239H244V238H240L237 237L238 239H233L231 237L232 235V230L226 226L225 223H220L217 222V218L216 217H212L209 214H206L204 209L206 208L205 202L201 199V198H194L191 200H189V198L192 196H194V194H197V192H199L200 190V185ZM218 184V183H217ZM223 184V182H222ZM104 185V184H103ZM126 185V184H125ZM124 185V187H125ZM219 185V184H218ZM157 186V185H156ZM264 187V186H263ZM202 188V187H201ZM204 188V187H203ZM221 188V187H220ZM219 188V189H220ZM261 188V187H260ZM259 189V188H258ZM49 190V191H48ZM57 190V189H56ZM48 191V192H47ZM130 191V190H129ZM128 191V192H129ZM155 191V190H154ZM205 191V190H204ZM255 191V190H254ZM47 192V193H46ZM55 192V193H54ZM85 192V191H84ZM83 192V194H84ZM209 192V191H208ZM46 193V194H45ZM153 193V192H152ZM151 193V194H152ZM236 193V192H235ZM251 193V192H249ZM57 194V195H56ZM86 194V192H85ZM201 194V193H200ZM10 195V194H9ZM241 195V194H240ZM248 195V194H247ZM261 195V194H260ZM86 196V195H85ZM236 196V195H235ZM66 197V196H65ZM135 197V196H134ZM148 197V196H147ZM234 197V196H233ZM232 197V200H233ZM237 197V196H236ZM242 197V196H241ZM252 197V196H251ZM3 198V197H1ZM13 198V196H12ZM110 198V199H109ZM149 198V197H148ZM253 198V197H252ZM15 199V198H14ZM15 199V200H16ZM26 199V200H27ZM28 199V200H29ZM65 199V198H63ZM108 199V201H106ZM142 199V198H141ZM140 199V202H141ZM144 199V198H143ZM146 199V198H145ZM243 199V198H242ZM5 200V199H3ZM2 200V201H3ZM166 200V199H165ZM217 200V199H216ZM253 200V199H252ZM6 201V200H5ZM19 201V200H18ZM15 202V206H13L12 208V213H10L9 215H5L3 217V221L1 222L4 225V229L3 227L1 228V226H3L0 223V238L3 237H7L10 236L12 237L15 236L14 234L16 232H18L19 230H21L24 225H26V221L28 222V220L33 221L35 220L39 215H38V211H43L45 210L44 207L43 209H39L38 206H36V208L38 209L37 212H33V209H36L35 207L32 209L33 211L28 210L22 202ZM88 201V200H87ZM234 201V200H233ZM237 201V200H236ZM28 202V201H27ZM64 202V201H63ZM100 202V203H99ZM138 202V203H140ZM162 202V201H160ZM235 202V201H234ZM7 203V202H5ZM9 203V202H8ZM54 203V202H53ZM50 206H52V204ZM212 203V202H211ZM214 203V202H213ZM218 203V200H217ZM256 203V202H255ZM63 204V203H62ZM64 204H67L66 202H64ZM111 204V203H110ZM114 204V203H112ZM177 204V203H176ZM238 204V203H237ZM240 204V203H239ZM244 204V202H243ZM242 204V206H243ZM14 205V204H13ZM31 205V204H30ZM61 205V204H60ZM59 205V206H60ZM245 205V204H244ZM32 206V205H31ZM31 206H28V208H30ZM42 206V205H41ZM49 206V207H50ZM63 206V205H62ZM61 206V207H62ZM137 206V205H136ZM154 206V205H153ZM159 206V205H158ZM257 206V205H256ZM263 206V205H262ZM8 207V205H7ZM12 207V205H11ZM233 207V206H232ZM238 207V206H237ZM10 208V206H9ZM53 208V207H52ZM51 208V209H52ZM68 208V206H67ZM70 208V207H69ZM137 208V207H136ZM236 208V206H235ZM50 209V210H51ZM58 209V208H57ZM56 209V211H57ZM60 209V208H59ZM58 209V210H59ZM62 209V208H61ZM65 209V208H64ZM63 209V210H64ZM159 209L161 208H155L154 211L151 214H155V213H159ZM233 209V208H232ZM246 209V207H245ZM67 210V209H66ZM65 210V212H67ZM69 210V209H68ZM130 210V209H128ZM139 210V209H138ZM236 210V209H235ZM36 211V210H35ZM47 211V209H46ZM72 211V210H71ZM133 211V210H132ZM230 211V210H229ZM238 212V209L236 210ZM246 211V210H245ZM39 212V213H40ZM45 212V211H44ZM44 212H42L44 214ZM52 212V211H51ZM58 212V211H57ZM63 212V211H62ZM232 212V211H231ZM240 212V211H239ZM41 213V214H42ZM56 213V212H55ZM69 213V212H68ZM71 213V212H70ZM128 213V212H127ZM135 213V212H134ZM141 213V212H140ZM143 213V212H142ZM147 213V212H146ZM255 213V212H254ZM42 214V215H43ZM47 214V213H46ZM49 214V212H48ZM59 214V213H58ZM67 214V213H64ZM77 214V213H76ZM75 214V215H76ZM130 214V213H129ZM232 214V213H231ZM250 214V213H248ZM55 214H53L54 216ZM134 215V214H133ZM148 215V214H147ZM156 215V214H155ZM154 215V216H155ZM160 215V214H159ZM162 215V213H161ZM46 216V215H45ZM49 216V215H48ZM66 215H62V217H64ZM68 217H65V219H67V221L65 222L63 219H60L61 225L59 224V217H57L58 219H55V221L52 219V217H45L46 219H43V221L39 222L37 221L35 227L34 225L31 226L34 227V229H32L29 231V234L31 235L32 239V243L33 240L40 246L39 248H41L43 250V252L50 258L52 259L53 262H58L60 260L61 261V257L60 254L58 252V249L61 247V245H63L64 242L68 241L71 237H82L84 240H88L90 234L88 233L89 230L87 229V227H84V224L82 225L78 220H76V218H74V216L68 214ZM131 216V215H130ZM233 216V215H232ZM55 217V216H54ZM223 217V216H222ZM247 217V215H246ZM245 217V218H246ZM40 218V216L38 217ZM61 218V217H60ZM109 218V217H108ZM221 218V217H220ZM248 218V217H247ZM264 218V217H263ZM105 219V217H104ZM224 219V218H223ZM226 219V218H225ZM250 219V218H249ZM2 220V219H1ZM39 220V219H37ZM41 220V219H40ZM58 220V221H57ZM102 220V219H101ZM110 220V218L108 219ZM107 219H105V221H108ZM234 220V219H233ZM59 222L57 224V222ZM81 221V220H80ZM104 221V223H105ZM225 221V220H224ZM228 221V220H226ZM39 222V223H38ZM83 222V221H82ZM235 222V221H234ZM239 222V221H238ZM248 222V221H247ZM256 222V221H255ZM84 223V222H83ZM229 223V222H228ZM227 223V224H228ZM263 223V222H262ZM161 224V223H160ZM243 224V223H242ZM245 224V223H244ZM248 224V223H247ZM257 224V223H256ZM264 224V223H263ZM86 225V224H85ZM164 225V226H165ZM234 225V224H233ZM250 225V224H248ZM258 225V224H257ZM27 226V225H26ZM241 226V225H240ZM244 226V225H243ZM247 226V225H246ZM256 226V225H255ZM254 226V227H255ZM29 227V225H28ZM253 227V229H254ZM260 227V226H259ZM248 228V226H247ZM109 229V228H107ZM111 229V228H110ZM109 229V230H110ZM252 229V230H253ZM263 229V227H262ZM24 230V229H23ZM22 230V231H23ZM28 230V228L26 229ZM250 230V231H252ZM111 231V230H110ZM240 231V230H239ZM122 232V231H121ZM235 232V231H234ZM253 232V231H252ZM19 233V232H18ZM25 233V232H24ZM28 232H26L27 234ZM112 233V232H110ZM242 233V232H241ZM250 233V232H249ZM260 233V232H259ZM17 234V233H16ZM28 234V235H29ZM231 234V235H229ZM244 234V233H243ZM242 234V235H243ZM29 235V236H30ZM23 236V235H22ZM233 236V235H232ZM238 236V235H237ZM246 236V235H245ZM252 236V235H251ZM30 237V238H31ZM230 237V238H229ZM255 237V236H254ZM248 238V236H247ZM17 239V238H15ZM14 239V240H15ZM252 239V238H251ZM255 239V238H254ZM258 239V238H257ZM2 240V239H1ZM0 240V242H2ZM10 240V239H9ZM234 240V241H233ZM236 240V241H235ZM250 240V239H249ZM6 241V240H5ZM7 241H8V237H7ZM17 241V240H16ZM253 241V240H252ZM258 241V240H257ZM31 242V241H30ZM263 241H260V243ZM5 242L3 241L4 244ZM35 243V245H37ZM264 244V243H263ZM12 245V244H11ZM6 246V245H5ZM251 246H253L251 244ZM255 246V245H254ZM259 247V246H258ZM253 248V247H252ZM251 248V250H252ZM255 248V247H254ZM38 249V248H37ZM40 249V251H41ZM255 250V249H254ZM39 251V253H40ZM143 251V250H142ZM214 251V250H212ZM219 250L215 251L218 252ZM220 251V252H221ZM224 251V252H225ZM253 251V250H252ZM262 251V250H261ZM264 251V250H263ZM139 252V250H138ZM223 252V253H224ZM256 252V251H255ZM7 253L9 254V256H11L12 254L14 255H19L21 256V260H23V263H25L24 261H28L32 264H41L42 261H40L39 256L34 253V249L31 248L30 244L28 241L26 240H19L16 242V244L12 245L8 250ZM38 253V252H37ZM136 252L134 251V254ZM212 253V252H211ZM230 253V252H229ZM250 253V252H249ZM257 253V252H256ZM260 254V252H258ZM35 254L38 256H35ZM43 253L41 252V255ZM209 254V253H206ZM221 254V253H220ZM136 255V254H135ZM138 255V254H137ZM136 255V256H137ZM217 255V254H216ZM229 255V254H228ZM227 255V256H228ZM239 255V254H238ZM242 255V254H241ZM254 255V254H253ZM252 255V256H253ZM45 256V255H44ZM45 256V257H47ZM136 256L134 257V260L137 259ZM212 256V255H211ZM219 256V255H218ZM231 256V255H230ZM235 256V254H234ZM259 256V255H258ZM261 256V255H260ZM43 257V256H40ZM47 257V258H48ZM105 257V256H104ZM103 257V258H104ZM250 256H246L247 259H242L243 261H240L241 263H239L237 261V258L239 260L240 257H236V261L238 263H234V264H249L248 259L250 260V258H248ZM256 257V256H255ZM20 258V257H18ZM48 258V259H49ZM174 258V259H175ZM233 258V257H231ZM243 258V257H241ZM16 259V258H15ZM48 259H45V262H48ZM59 259V260H58ZM106 259V258H105ZM229 259V258H228ZM258 260L259 257H257ZM17 260V259H16ZM38 260L40 262H38ZM43 260V259H42ZM58 260V261H57ZM103 260V259H102ZM155 260V259H153ZM158 260V259H157ZM211 260V258H210ZM222 260V258L220 259ZM234 260V259H232ZM241 260V259H240ZM254 260V259H252ZM262 260V259H261ZM19 261V260H18ZM43 261V262H44ZM51 261V262H52ZM208 261V260H207ZM214 261V260H213ZM7 262V258L5 257V254H2L0 256V264H6ZM102 262V261H101ZM105 264V260L103 261ZM226 262V261H225ZM258 262V261H257ZM10 263V262H9ZM22 263V264H23ZM54 263V264H55ZM213 263V262H212ZM223 263V262H222ZM8 264V263H7ZM17 264V263H16ZM19 264V263H18ZM27 264V263H26ZM47 264V263H46ZM52 264V263H51ZM59 264V263H58ZM103 264V263H102ZM107 264V263H106ZM225 264V263H224ZM231 264V263H229ZM254 264V263H252Z\"/></svg>",
    "mask_w": 264,
    "mask_h": 264
}]
</instances>
